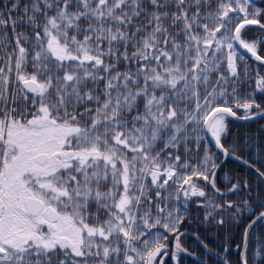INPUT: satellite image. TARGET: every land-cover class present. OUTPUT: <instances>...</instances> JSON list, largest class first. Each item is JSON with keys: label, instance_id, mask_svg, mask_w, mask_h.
<instances>
[{"label": "snow or ice", "instance_id": "1", "mask_svg": "<svg viewBox=\"0 0 264 264\" xmlns=\"http://www.w3.org/2000/svg\"><path fill=\"white\" fill-rule=\"evenodd\" d=\"M0 264H264V0H0Z\"/></svg>", "mask_w": 264, "mask_h": 264}]
</instances>
